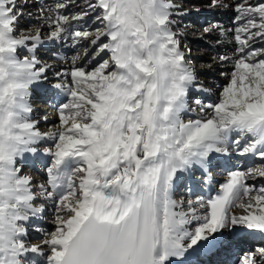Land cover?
Here are the masks:
<instances>
[{
	"label": "snow or ice",
	"instance_id": "1",
	"mask_svg": "<svg viewBox=\"0 0 264 264\" xmlns=\"http://www.w3.org/2000/svg\"><path fill=\"white\" fill-rule=\"evenodd\" d=\"M37 4L0 0V264H36L33 254L44 264H171L197 248L206 254L221 243L214 234L237 227L264 241V184L255 182L264 166L229 171L207 200L173 196L185 173H207L217 154L264 161V0H208L209 10L233 12L231 27H202L232 37L231 57H219L232 71L218 102L195 99L209 113L188 119L190 93L205 90L175 17L199 7L52 0L26 11ZM25 19L40 26L24 28ZM48 41L76 50L59 57L68 67L42 61ZM44 88L66 100L48 132L30 102ZM40 157L49 163L36 184L23 168ZM49 208L52 230L40 223ZM241 264H264V246Z\"/></svg>",
	"mask_w": 264,
	"mask_h": 264
},
{
	"label": "rangeland",
	"instance_id": "2",
	"mask_svg": "<svg viewBox=\"0 0 264 264\" xmlns=\"http://www.w3.org/2000/svg\"><path fill=\"white\" fill-rule=\"evenodd\" d=\"M22 2V0H19ZM18 2V1H17ZM20 2V3H21ZM177 3L181 4L184 8L192 9L195 7H199L201 9L200 12L190 11L188 15L183 17H175L177 23L179 24V29L183 31V39L182 43L187 45V47L191 48V58H188L189 64L195 69L197 73V77L201 76V86L205 90L203 91L206 94H211L210 97L213 96V99L210 100V103H216L219 101V98L222 93V89L229 82V77L225 74H230L232 71V61H221L219 59L220 56H229L231 57L232 52L234 50L233 46H228L232 40V37L229 35L228 37H220L217 33H213L211 35H205L202 32V27L209 21L218 20L222 22L226 27H231V17L233 16V12L229 10H209L207 8L208 0H176ZM228 2V0H226ZM51 4L52 0H39V4ZM32 7L31 9H26V11H31L33 14L36 13L37 7ZM193 18V19H192ZM22 26L24 28L31 27H39V24L29 23L28 20H22ZM44 35H47V29L44 30ZM221 42L217 44V40ZM57 43V42H56ZM40 50H43L41 47ZM60 51V50H59ZM75 51V53H73ZM71 52V54L75 55L76 50ZM207 55L208 58H203V55ZM67 56V55H66ZM65 56V57H66ZM46 57V56H45ZM46 59H42L45 61ZM48 60V57H47ZM56 60V59H51ZM61 60V59H60ZM59 61V59L57 60ZM197 71H201L198 73ZM211 81L213 84L206 85L203 81ZM210 85V86H209ZM207 103V102H206ZM49 109L41 110L37 118L43 117L46 114H49ZM193 118V117H185V119ZM50 124H45L42 128H49ZM42 147V146H41ZM49 163L47 161L41 165V171H36L33 168H24L23 171L25 174L30 175L33 178V182L36 184L42 183L46 180L45 175V167ZM254 167L264 166V161L255 162ZM248 167V166H247ZM246 169V167L242 168ZM218 170H221L220 168ZM216 170L215 172H218ZM213 172V174H217ZM221 175V174H218ZM222 176V175H221ZM181 190L176 194L175 199L177 201H187L189 198L196 199L197 197H203L200 193H196L192 197L185 196V182L181 185ZM53 213L52 209L49 208L45 218L42 222L43 227L52 230L53 229ZM196 223L193 222L189 226V228L194 229L196 227ZM41 237L36 232H31V240L33 243L39 242ZM44 258L43 256H39L33 254L32 259L35 261L38 258ZM44 261V260H43ZM44 264V263H42Z\"/></svg>",
	"mask_w": 264,
	"mask_h": 264
},
{
	"label": "bare ground",
	"instance_id": "3",
	"mask_svg": "<svg viewBox=\"0 0 264 264\" xmlns=\"http://www.w3.org/2000/svg\"><path fill=\"white\" fill-rule=\"evenodd\" d=\"M17 1H18V3L21 2L19 0H17ZM233 45L234 44L230 42L228 46L231 47ZM42 48H43V50H40V58L41 59L45 58L46 59L45 62H47V63L57 65L58 66L57 69H54V70H58L59 66H61V65H63L64 67H68V64L65 63V61L63 59L60 60V58H59L61 56L65 57L67 55L66 57L70 59V57L73 55V54H71V52H73L74 50L68 44H65L62 41L57 42V43L52 42V41H48V42H46V44ZM53 53H56L57 55L53 56ZM73 53H75V51ZM191 56H190V58H191ZM47 57H48V60H47ZM53 58L56 60H51ZM203 58H208V57L205 54V55H203ZM58 59H59V61H57ZM197 72L200 73L201 71L200 72L197 71ZM51 75H52V73L49 72V76H51ZM197 79L200 83L202 82L201 76L197 77ZM203 82L206 83V85L210 84L213 86L211 81L207 80V81H203ZM42 90H44V92H46V94L43 95V102L40 103V107L36 108L33 106V109H34L33 119H35L39 122V128H40L41 132H48L50 130H53L55 128V126L59 124V117L57 114V105L61 102H66V100L64 98L63 93H60L59 95H57L56 92L50 88H44ZM213 96H214V94H213ZM213 96L209 97V96H206L205 93H203L201 91L192 90V92L190 93L189 98H188V103H189L188 107H189V109H196V112L192 113L190 111L186 117H193L194 118L196 114L205 115V114L209 113L210 110H208V109H205V113H199V109L196 108L194 101H195V99L199 98L202 100V102L204 104H209L210 100L213 99ZM36 104H39V103H36ZM47 109H49V111H50L49 114H46L43 117L37 118V116L39 115L41 110L43 111V110H47ZM45 117H47V119H44ZM45 124H50L51 126L49 125L50 127L47 129L42 128ZM47 146H49V144L42 145V147H47ZM231 158L232 159H240V157L238 155H235V154L230 155V156H222V155L217 154L213 160L212 166L209 168L207 173H205L203 170L195 168V167L191 171L192 173H197L196 178H206L204 176H199V175L205 174V176H208L211 171L216 169V167L225 168L224 172L226 174V177L217 176L214 179L216 181V188L214 190H210V193H211L210 197L211 198L215 197L218 194V192L220 190V186L223 184V182H221V181H226L229 171L234 170L236 167H239V168H244L247 166L248 167H254L253 166L255 164L254 162H261L259 160H256L253 163H249L246 158L241 157V159H242L241 162L234 164L233 161H230ZM29 159L34 160L36 163L39 161L40 165L44 164L45 161L47 160V158H43V157L29 158ZM28 165H29V162L27 163L26 166H28ZM191 172H189V173H191ZM186 176H187V173L184 174V177L182 180L177 182L176 187L174 188V192H173L174 199H175L176 194L180 192V186H181L182 182L184 180H186ZM219 181H220V183H219ZM249 182L252 183L253 181H249ZM255 182L258 185L264 184V179L258 178L257 181H255ZM218 185H220V186H218ZM232 211H235L238 213L239 209H233ZM189 230H192V229L189 228ZM244 230H246V229H242V228L237 227L235 229H222V230H220V233L214 234L216 236L217 240L221 241V243H218V244H222V247L219 249H222L223 244H226V242H228V241L235 240L237 242L238 246L235 247V245H230L228 247L230 256L232 257V262H231L232 264H241V257L249 249H253V245H256V247L264 246V241H262L261 236L259 238H254L253 236H249V235L244 236L243 235ZM190 254L196 255L197 258H199V259H203V257H204L203 255H205V253L202 251V249L197 248L195 250H190V252L183 258H173L171 260V264H179V263L190 264V263H187V260L190 259V256H191ZM236 261H238V263ZM36 264H42V261L40 258L38 259V263L36 262ZM216 264H225V263L218 262Z\"/></svg>",
	"mask_w": 264,
	"mask_h": 264
}]
</instances>
